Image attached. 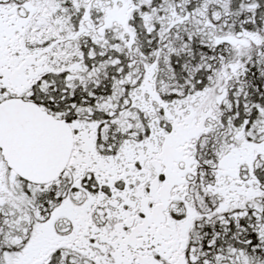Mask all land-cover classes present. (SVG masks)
<instances>
[{
  "label": "snow or ice",
  "instance_id": "1",
  "mask_svg": "<svg viewBox=\"0 0 264 264\" xmlns=\"http://www.w3.org/2000/svg\"><path fill=\"white\" fill-rule=\"evenodd\" d=\"M0 264H264V0H0Z\"/></svg>",
  "mask_w": 264,
  "mask_h": 264
}]
</instances>
